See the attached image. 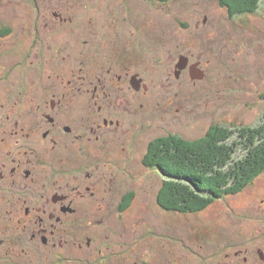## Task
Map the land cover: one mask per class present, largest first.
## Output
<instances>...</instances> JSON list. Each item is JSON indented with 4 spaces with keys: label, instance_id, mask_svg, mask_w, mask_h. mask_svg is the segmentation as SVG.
<instances>
[{
    "label": "flooded vegetation",
    "instance_id": "flooded-vegetation-1",
    "mask_svg": "<svg viewBox=\"0 0 264 264\" xmlns=\"http://www.w3.org/2000/svg\"><path fill=\"white\" fill-rule=\"evenodd\" d=\"M64 1L52 0L55 5L45 15L52 37L40 56L42 70L30 84L41 83V88L35 85L20 114L9 109L0 123V253L27 264L32 259L49 264V258L113 264L116 254L109 245L104 250V226L111 222L110 212L122 218L136 199L124 186L127 177H135L129 161L161 172L146 163L155 141L143 160L138 158L144 125L139 112L133 115V109L144 107L140 100L154 93L146 77L152 68L144 69L143 31L129 27L128 13L98 16L96 6L88 5L95 0H66L65 5L73 3L69 7ZM79 3L83 11H77ZM54 42L73 51L67 56L81 66L51 71L47 63L58 57L51 53ZM45 58L52 59L45 63ZM174 67L178 80L198 82L206 76L200 62L185 56ZM42 171L55 181L45 183ZM251 184L258 191L249 204L250 218L218 221L217 234H205L209 244L191 260L186 257V264H264V171ZM28 194L37 196H20ZM119 257L118 264H128Z\"/></svg>",
    "mask_w": 264,
    "mask_h": 264
},
{
    "label": "rangeland",
    "instance_id": "rangeland-1",
    "mask_svg": "<svg viewBox=\"0 0 264 264\" xmlns=\"http://www.w3.org/2000/svg\"><path fill=\"white\" fill-rule=\"evenodd\" d=\"M169 1L167 4L156 0L88 3L96 6L98 16L128 13L129 27L143 31V65L145 70L152 68L146 77L151 78L149 85L154 93L140 100L144 107L133 109V115L140 113L139 120L144 125L140 160L147 154L148 145L160 138L194 142L206 137L214 128L222 127L235 132L230 141L234 144L240 142L242 130H254L255 136L256 131L264 128V0L256 13L237 15L234 19L218 0ZM51 5H55L52 0H0V123L9 109L20 114L24 103H30L35 85L41 88V83L30 84L33 76L40 74V68L42 70L40 56L52 37L44 26ZM78 5L77 11H83L81 4ZM54 47L51 53L58 57H54L51 64L47 63L51 71L62 68L69 72L72 66L79 64L67 56L74 55L73 51L58 47L56 42ZM182 56L190 58L193 64L201 63L200 68L206 73L202 81L176 78L174 65ZM62 57L66 61H62ZM30 59L34 62L31 66ZM51 59L45 58V63ZM71 62L74 63L70 66ZM128 100L131 104V97L128 96ZM244 154L238 149L235 157L239 159ZM130 161L128 168L130 171L131 166L135 177H127L124 186L129 194L135 193L136 199L123 219L112 211L107 218L111 222L104 226L108 235L104 239L107 240L104 250L109 245L116 254L113 264H118L116 261L121 255L128 264H174L175 259L176 264H186L208 243L204 242L205 234H217L218 221L251 216L249 204L258 191L252 184L238 195L217 201L200 213L168 212L158 205L166 182L164 174L141 169ZM59 169L58 166L53 168ZM41 175L45 183L55 181L49 178L50 173L42 171ZM20 196L30 199L37 194ZM2 239L0 235V242ZM75 263L66 258L63 262L49 258V264ZM0 264L27 263L0 253ZM28 264L37 263L32 259Z\"/></svg>",
    "mask_w": 264,
    "mask_h": 264
},
{
    "label": "trees",
    "instance_id": "trees-1",
    "mask_svg": "<svg viewBox=\"0 0 264 264\" xmlns=\"http://www.w3.org/2000/svg\"><path fill=\"white\" fill-rule=\"evenodd\" d=\"M231 17L254 14L261 0H218ZM250 129V128H248ZM240 142L231 144L232 129L214 128L194 141L159 139L150 147L148 165L166 177L158 198L160 208L179 214L205 211L221 197L238 195L264 171V128L242 130ZM241 131V132H242ZM239 141V140H238ZM238 149L245 154L236 159Z\"/></svg>",
    "mask_w": 264,
    "mask_h": 264
},
{
    "label": "water",
    "instance_id": "water-1",
    "mask_svg": "<svg viewBox=\"0 0 264 264\" xmlns=\"http://www.w3.org/2000/svg\"><path fill=\"white\" fill-rule=\"evenodd\" d=\"M197 79H200V80H202V79H203V76H200V77H198Z\"/></svg>",
    "mask_w": 264,
    "mask_h": 264
}]
</instances>
